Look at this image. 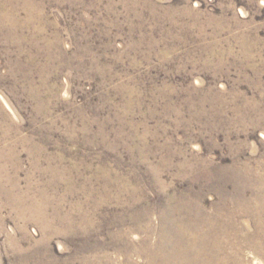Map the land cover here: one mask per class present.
<instances>
[{
  "label": "rangeland",
  "instance_id": "rangeland-1",
  "mask_svg": "<svg viewBox=\"0 0 264 264\" xmlns=\"http://www.w3.org/2000/svg\"><path fill=\"white\" fill-rule=\"evenodd\" d=\"M260 201L264 0H0V264H264Z\"/></svg>",
  "mask_w": 264,
  "mask_h": 264
},
{
  "label": "bare ground",
  "instance_id": "bare-ground-1",
  "mask_svg": "<svg viewBox=\"0 0 264 264\" xmlns=\"http://www.w3.org/2000/svg\"><path fill=\"white\" fill-rule=\"evenodd\" d=\"M261 203H260V205L262 206V207H264V202L263 201H260ZM245 207V206H244ZM256 214H257V212H256ZM258 217H259V214H258ZM260 219V218H259ZM262 221H264V217L263 218H261V222ZM260 222V223H261ZM264 224V223H263ZM225 225V224H224ZM184 228V227H183ZM188 232V231H187ZM191 232H193V230L191 231ZM256 233V232H255ZM245 234V233H244ZM262 234V233H261ZM254 235V234H253ZM182 236V235H181ZM215 236V235H214ZM191 238V237H190ZM200 241H201V239H200ZM202 242H203V240H202ZM212 251V250H211ZM179 253V252H178ZM178 253H176L174 256H175V258H173L172 257V259H171V261H172V263L173 264H200L199 263V256H195L194 257V259L193 258H191L190 257V254L191 253H188V250H185L184 251V254L181 252V254H178ZM181 255V256H180ZM185 255V256H184ZM185 257V259H184V257ZM187 257H189V258H187ZM183 259H184V261H183ZM215 262H216V264H218V259L217 260H215ZM223 262V261H222ZM211 264H213V260H211V262H210ZM240 264V263H239Z\"/></svg>",
  "mask_w": 264,
  "mask_h": 264
}]
</instances>
